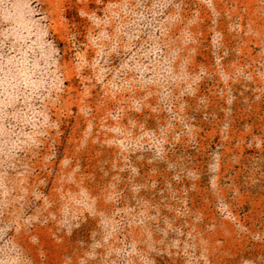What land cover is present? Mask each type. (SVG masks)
Masks as SVG:
<instances>
[{
	"label": "rangeland",
	"instance_id": "obj_1",
	"mask_svg": "<svg viewBox=\"0 0 264 264\" xmlns=\"http://www.w3.org/2000/svg\"><path fill=\"white\" fill-rule=\"evenodd\" d=\"M0 264H264V0H0Z\"/></svg>",
	"mask_w": 264,
	"mask_h": 264
}]
</instances>
